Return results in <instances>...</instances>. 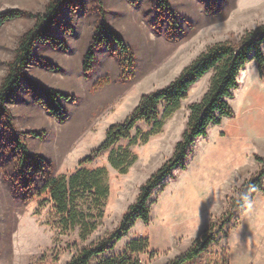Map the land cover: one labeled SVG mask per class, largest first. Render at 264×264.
<instances>
[{"label":"rangeland","instance_id":"1","mask_svg":"<svg viewBox=\"0 0 264 264\" xmlns=\"http://www.w3.org/2000/svg\"><path fill=\"white\" fill-rule=\"evenodd\" d=\"M50 1L0 0V13L23 12L0 27V84L21 37L36 23L33 16L44 12ZM82 1L83 9L63 11L64 27H54L53 35L65 47L40 42L35 48L34 56L53 63L57 70L31 60L25 71L26 81L75 98V102L62 101L65 120L57 121L35 103L26 81L8 108L29 152L52 165V177H70L78 169L90 173L105 169L108 195L101 198L94 190L77 194L75 205L83 222L95 229L87 232L90 227L85 229L82 222L65 230L50 195H38L44 181L35 178L30 185L18 177L8 119H0V264H69L113 232L136 202L140 188L174 155L187 127L189 107L206 94L213 72L190 90L162 129L155 132L140 123L132 131L134 143L121 140L94 163L81 168L79 163L100 147L111 126L132 114L142 96L169 85L211 46L238 45L246 32L264 25V0H168L177 29L160 15L156 0H140L138 6L130 0ZM102 14L133 49L136 65L131 80L121 78L117 56L104 47L96 52L93 73L89 77L83 73V60ZM230 103L234 118L210 128L206 138L197 140L187 170L176 171L175 180L154 191L150 222L138 221L105 257L119 255L129 242L144 238L148 248L136 256L141 264H168L185 254L211 224H219L243 186L263 169L258 159L264 160V74L260 77L255 62L240 73L239 89ZM31 131L42 138L22 135ZM112 154L133 161L126 174L111 166ZM236 219L218 233L217 243L189 264H264V190L251 196Z\"/></svg>","mask_w":264,"mask_h":264},{"label":"trees","instance_id":"2","mask_svg":"<svg viewBox=\"0 0 264 264\" xmlns=\"http://www.w3.org/2000/svg\"><path fill=\"white\" fill-rule=\"evenodd\" d=\"M208 1L215 3V0ZM130 2L133 6H138L140 0H130ZM84 7L85 4L82 0H51L44 12L34 15L36 23L21 37L15 57L9 64L8 73L0 84V119H8V130L12 134V150L18 157V177L30 185L35 181V178L44 181L38 195L41 196L46 193L50 195V203L61 217L60 223L67 231L73 230L84 221L75 205L77 194L84 190H94V193L101 198L108 195V189L103 184L106 170L101 169L90 173L78 169L70 177H52V165L44 158L32 155L23 142L21 134L14 128L8 104L13 101L17 90L26 81L25 71L31 60H37L39 64L50 71L57 70L53 63L36 58L34 56L35 48L40 42L50 43L54 47H65V43L53 35L54 27H64L60 16L63 15L65 9H83ZM156 8L161 16L166 15L171 20V28H178L175 13L168 0H156ZM22 14L23 12L20 10L0 13V27ZM102 47L117 56L122 71L121 78L131 80L134 77L136 65L133 49L118 32L110 27L103 14L83 60L82 68L85 77H89L93 73L96 52ZM252 62L256 63L260 77H263L264 25L246 32L238 45L224 42L211 46L169 85L142 96L136 109L123 123L109 128L105 141L79 163V168L94 163L121 140L134 143L135 138L132 137V131L140 123L152 127L155 132L162 129L164 121L172 117L181 108L182 103L188 98L190 90L207 74L213 72L206 94L201 101L189 107L190 116L187 127L181 141L176 144L172 158L140 188L136 202L124 214L119 226L94 246L82 250L69 264H93L94 261L96 264H141L136 256L148 248L149 242L144 238L129 242L125 250L119 255L105 256L129 235L138 221L144 224L150 222L151 198L154 191L163 190L168 180H175L174 173L176 171L187 170L188 160L193 154L197 140L206 138L209 129L221 126L224 119L234 118V110L230 101L234 98V92L239 89L240 73ZM26 82L28 91L35 103L40 104L51 117L63 122L67 114L62 101L75 102V98L42 83L29 80ZM22 135L36 139L42 138V135L36 131ZM258 161L263 164L262 171L243 186L238 199L233 201L229 211L222 217L219 224H211L185 254L168 264H189L198 259L212 244L218 242V233L222 232L226 225L236 221L237 214L248 207L251 196L264 190V160L259 158ZM110 164L115 170L126 174L133 161L129 162L126 157L112 154ZM31 172L34 174L32 177H30ZM83 224L85 229L90 227L87 231L89 233L95 229V226H90L84 222Z\"/></svg>","mask_w":264,"mask_h":264}]
</instances>
